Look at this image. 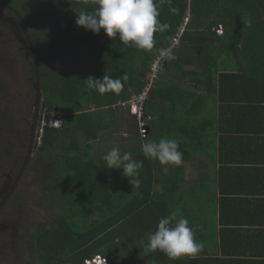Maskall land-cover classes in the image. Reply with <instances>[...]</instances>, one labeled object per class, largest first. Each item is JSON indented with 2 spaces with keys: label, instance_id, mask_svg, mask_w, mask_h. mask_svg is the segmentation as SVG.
<instances>
[{
  "label": "trees",
  "instance_id": "obj_1",
  "mask_svg": "<svg viewBox=\"0 0 264 264\" xmlns=\"http://www.w3.org/2000/svg\"><path fill=\"white\" fill-rule=\"evenodd\" d=\"M247 2L171 0L169 3V0H163L159 19L170 27L156 33L155 47L146 51L125 46L118 37L109 38L103 30L94 34L77 26V13L80 10H95V0H45L43 5L49 19L45 29L47 34L42 42L47 46L48 34L56 35L57 46L64 59L57 65L50 63L52 67L48 72L50 78L45 80L44 105L61 114L63 126L61 129L46 127L44 141L38 147V159L47 163L44 186L49 191V200L58 206L59 212L31 234L32 263L29 264H85L86 258L97 253L106 258V264H116L113 257L119 255V258H126L137 251L150 254L153 258L150 264L184 262L181 258L170 260L160 251H145L146 234L155 231L162 211L191 209L195 196L178 195L170 202L156 193L153 182L160 175L152 165L153 160L146 159L141 150L133 151L135 160L144 161L139 175L140 186L131 184L132 188L130 186L126 193L114 189L116 183L123 182L120 180V169H108L106 162L96 158L89 146H79L77 134L82 132L84 135L92 130L90 136L96 138V132L103 128L96 117L103 111L113 112L114 116V112L121 108L130 110L131 98L142 94L149 85L138 111L140 120H143L140 124L146 129L143 132L145 140L159 141L162 137L177 139L184 154L183 160L193 153H201L202 143L196 138V127L190 129V123L191 127L194 125L189 121H196L199 116L195 99L209 95L190 89L187 82L195 88L205 84L206 93H214V78L219 70L216 64L225 66L229 63L222 61V53L228 50L237 55L235 64L241 72L233 77L244 80V73L256 69L255 75L264 79V56L257 51L258 47L264 48V24L256 22L257 12H260V8L264 9V0H249L250 5ZM171 8L178 9V12L170 11ZM249 18L252 20L251 27L246 23ZM217 24L223 28L222 35L216 30ZM81 41L86 50L85 57L75 60L71 42ZM62 46L66 47L65 50L61 49ZM249 46L251 51L245 49ZM162 51L164 54H161ZM169 51L176 59H169L165 55ZM43 57L48 60L52 55L44 52ZM240 59H247L244 60L246 64H242ZM155 61L158 62L156 71L153 70ZM226 70L224 68L218 74L217 83L221 90L219 95L229 98V88L225 83L223 85V79L229 76ZM104 75L114 78L126 76L123 89L119 93L101 95L88 87V77L100 79ZM240 92L230 101L241 99L245 94ZM124 101L126 103L121 105L120 102ZM230 106L222 105V111L225 112V107ZM241 115L242 121L246 120L243 112ZM226 123L227 120L222 119L220 129H224ZM236 147L234 145L228 151L234 152ZM224 185L227 187L228 184L223 181L221 186ZM227 200L223 195L217 207L222 210ZM169 203H172V207ZM254 213L260 218L259 212ZM81 214L86 215L87 219L82 229H78L79 224L73 220ZM256 221L264 224V221ZM230 222L228 211H220L221 231L218 239L222 253L250 256L237 264H264L262 231L258 230L256 232L259 234H256L254 229H250L246 236L242 229L228 234V228H232L227 226ZM226 237L232 242L227 247ZM116 238L125 241V247L121 250L113 246L112 241ZM188 260L197 261L198 256L189 257Z\"/></svg>",
  "mask_w": 264,
  "mask_h": 264
},
{
  "label": "crops",
  "instance_id": "obj_2",
  "mask_svg": "<svg viewBox=\"0 0 264 264\" xmlns=\"http://www.w3.org/2000/svg\"><path fill=\"white\" fill-rule=\"evenodd\" d=\"M247 1L246 4L250 5L249 0ZM257 14L258 21L256 22L263 25L264 9L260 8V12H257ZM215 27L220 32L218 34L222 35L223 28L219 24ZM240 45L239 43L238 49ZM245 49L251 51L250 46ZM257 51L260 56H264L263 47H258ZM229 52L230 50L222 53V61H228V64L225 66H217L216 64V69L218 68L219 70L214 78V93H206L205 84L200 88H195V86L193 87L191 86L192 84L187 82V86L190 89H196L202 94L209 95L195 99L197 100V113L199 116L196 121H189L194 125V127H191L190 123V129L196 127V138H198L200 144L202 143V152L193 153L188 159L183 160V163L179 166L162 165L158 160H153L156 161L153 164L152 161L153 167L160 175L156 176L157 179L155 178L153 182V189L156 193L163 195L170 202L178 195L187 196L191 194L196 198L191 209H185V211H177L179 209L176 208L172 209L189 220V225L196 228V238L204 244L203 250L196 255L198 256L197 261L191 262L188 260L191 256H183L181 259H184V262H181V264H237L240 260L250 257L247 254H233L230 256L222 253L221 242L218 239L221 231L219 212L222 210L228 211L232 220V222L227 224V226L232 227L228 228V234L242 229H244L246 236L247 230L249 231L250 229H254L255 232L261 230V235L264 234V224L256 221H264V79L255 75L256 69L244 73V80L233 77L235 73L241 72H239V68L235 64L237 55L232 53V51L231 53ZM225 55H227V59ZM240 60L242 64H246L244 60L247 59ZM224 68L227 69L226 71L229 74L228 79H223V85L225 83L230 91L229 98L227 95L223 97L219 95L221 90L217 79L219 78L218 74L222 73ZM242 68L240 65V70ZM239 91H241L240 93L244 92L245 95L237 101H230ZM222 105L231 106L225 107L226 111L223 112ZM120 111H123L122 108L115 111L114 116L112 115L113 112L103 111L101 115L96 117V120L98 119L103 125V128L96 132V138H91L90 135L93 131L90 129V132L84 133V135L80 132L77 134L80 139H78V145L89 146V150L93 152L96 158H102L112 147L116 146L123 152H130L134 159L135 153L133 154V151L141 150V146L138 143L140 139H138L137 135L139 131L135 123L136 133L133 136L137 138H133L132 144L126 142L125 133L120 135V131L114 128L117 127L116 122L119 124L118 116L121 115ZM241 112H243L246 119L244 121H242L243 115H241ZM129 114L133 115L132 113ZM222 119L227 120L224 129H220L221 127L219 126ZM158 130L159 127L155 130V133ZM116 135L120 136V138L117 142H112ZM145 141L147 142V140ZM234 145H237L236 150L234 152L228 151L232 150ZM121 146H125L126 149ZM187 163L191 165L190 168H186ZM119 172L120 180L123 182L121 184L116 183L114 189L122 192L130 190L132 188L131 183L127 180V177L122 175L121 169ZM223 181L228 184L227 187L225 185L221 186ZM130 186L131 188H129ZM223 195L228 200L224 201L222 210H220L217 207L218 200ZM170 204L172 207V203L168 205ZM254 211L260 213V218L255 215ZM171 212L173 211H162L161 218ZM261 214L263 215L261 216ZM257 232L256 234H259ZM112 242L113 246L120 250L125 247V241L119 238L114 239ZM231 243L226 237L225 247L231 245ZM133 255L126 258L120 256L121 259L125 258L123 261L117 255L113 257V262L121 264H127V262H132V264H150L153 261L152 256L148 253L137 251Z\"/></svg>",
  "mask_w": 264,
  "mask_h": 264
},
{
  "label": "flooded vegetation",
  "instance_id": "obj_3",
  "mask_svg": "<svg viewBox=\"0 0 264 264\" xmlns=\"http://www.w3.org/2000/svg\"><path fill=\"white\" fill-rule=\"evenodd\" d=\"M44 2L0 0V255L9 256L2 264L32 263L31 244L27 250L23 247L31 225L36 223L37 230L59 212L53 211L56 205L48 198L47 163L38 159L35 143L50 63L64 59L56 35L48 34L47 46L42 42L49 19ZM44 52L52 58L45 60ZM23 180L33 186L28 193L20 192ZM37 196L38 204L46 206L36 211L40 219L32 221L26 206L34 208L32 199ZM10 201L13 207H6Z\"/></svg>",
  "mask_w": 264,
  "mask_h": 264
},
{
  "label": "clouds",
  "instance_id": "obj_4",
  "mask_svg": "<svg viewBox=\"0 0 264 264\" xmlns=\"http://www.w3.org/2000/svg\"><path fill=\"white\" fill-rule=\"evenodd\" d=\"M95 2L97 5L95 10H80L77 13L75 21L77 26L94 34H99L103 30L109 38L118 37L125 46L150 51L156 44L155 34L162 33L170 27L159 19L163 0H95ZM170 11L178 12V9L171 8ZM246 23L251 27L252 20L249 18ZM165 55L169 59H176L170 51ZM125 80L126 76L114 78L109 75H104L100 79L94 77L86 79L88 87L101 95L108 92L119 93L124 87ZM141 151L146 159L158 160L162 165L179 166L183 163L184 154L175 138L149 140L142 143ZM102 159L108 169H122V175L127 177L133 186H140L139 175L143 160L133 159L130 152L122 153L116 146L104 154ZM146 241L145 251H160L170 260L183 256L195 257L204 247L203 242L196 238V228L191 227L189 220L176 211L160 218L155 231L146 234ZM95 255L102 256L99 253Z\"/></svg>",
  "mask_w": 264,
  "mask_h": 264
},
{
  "label": "rangeland",
  "instance_id": "obj_5",
  "mask_svg": "<svg viewBox=\"0 0 264 264\" xmlns=\"http://www.w3.org/2000/svg\"><path fill=\"white\" fill-rule=\"evenodd\" d=\"M69 17H73V16H69ZM217 30V29H216ZM81 47H82V49H81ZM65 46H62L61 47V49H64L65 50ZM71 50H72V56H73V59H75V60H78L79 58L80 59H82L83 60V58L85 57V55H84V52L86 51V50H84V47H83V41H81V42H75V43H73V42H71ZM61 52V51H60ZM86 53V52H85ZM61 55H62V52H61ZM80 63V62H79ZM125 102H123V104H124ZM123 111H120L121 112V115L120 116H118V122H119V124H117V122H116V125H117V127H114L115 129H118V131H120V135H121V133H125L124 135H125V140H126V142L127 143H131V141L133 140V138H137L136 136H133L134 135V133H136L135 132V128H136V126H135V123H136V121H138V123H136V125H137V129H138V131L139 132H137V135H138V139H140L139 141H138V143L140 144V146L142 145V143H144V142H146L145 140H144V137H143V135L145 134V133H143L144 132V130H146V129H144L145 127H144V125L142 124V126H141V124H140V122L141 121H143V120H140V115H136L137 114V110H136V108H135V106H134V104H132L131 106H130V110H128V109H122ZM128 112V113H127ZM129 113H132L133 115H131V114H129ZM136 120V121H135ZM120 138V136H117L116 135V137L114 136V139L112 140V142H117V140ZM132 144V143H131ZM123 149H126V147L125 146H121ZM125 151V150H124ZM121 152L122 153H124L123 152V150H121ZM58 163H60V162H58ZM156 163V161H153V164H155ZM60 167V166H59ZM190 168L191 167V165L189 164V163H187L186 164V168ZM49 170H51V168L49 169ZM27 179H31V178H27ZM29 182V184H27ZM30 187H33L32 185H31V182L29 181V180H23V182L21 183V185H20V192H23V193H28V190L30 189ZM127 191H125L124 193H126ZM29 197H30V195H29ZM37 200H38V196L36 197V199H32V201H33V203H34V208L33 207H31V205H27L26 207H27V209L29 210L28 212H29V216H31L32 214H33V220L32 221H37L38 219H40L39 217H38V214L36 213V211H40L41 210V208L42 209H44V206H46V204H38V202H37ZM15 203V202H14ZM13 201H10L9 202V204H7V206L6 207H13ZM53 211H55V212H58L59 211V208H58V206L57 207H55L54 209H53ZM30 213H31V215H30ZM27 216V215H26ZM91 217H89L88 219H90ZM85 219H87L86 218V215H78L74 220H73V222L75 221L76 223H78L79 225H78V229H82L81 227H83V224L85 223L84 222V220ZM42 223H44V222H41L40 224H42ZM31 229L29 230V232H28V235H27V237H26V239H25V245L23 246L24 248L26 247V246H28L29 244H30V242H28V239H29V236L35 231V228H36V223H33L32 225H31ZM28 248V247H27ZM25 250H27L26 248H25ZM4 252H5V250H4ZM7 257H9L7 254H3V255H0V264H2V262H4L5 261V258H7ZM25 260V258H22L21 259V261H20V263H22L23 261Z\"/></svg>",
  "mask_w": 264,
  "mask_h": 264
},
{
  "label": "built area",
  "instance_id": "obj_6",
  "mask_svg": "<svg viewBox=\"0 0 264 264\" xmlns=\"http://www.w3.org/2000/svg\"><path fill=\"white\" fill-rule=\"evenodd\" d=\"M187 21V20H186ZM186 21L184 23H186ZM161 54H164V51L161 52ZM155 64L153 65V70L156 71V63L157 61L154 62ZM154 74V73H153ZM149 85L145 88L142 94H139L137 96H133L130 100V104H134L136 110H137V115H140L138 111L140 110V105L142 101L145 98V93L147 91V88ZM125 102V101H124ZM121 105H124L123 102H120ZM63 126L61 114L53 108H50L46 105H43L41 110H40V121L38 123L37 129H36V134H35V142L37 148L42 144L44 141L45 137V129L46 127H51L54 129H61ZM107 260L105 257L100 256V255H95L92 258H87L85 259L86 264H106Z\"/></svg>",
  "mask_w": 264,
  "mask_h": 264
}]
</instances>
